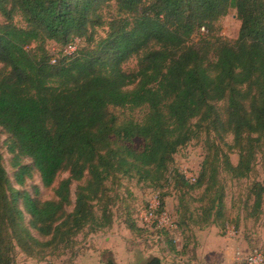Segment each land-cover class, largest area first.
I'll return each mask as SVG.
<instances>
[{
    "label": "trees",
    "instance_id": "16d2710c",
    "mask_svg": "<svg viewBox=\"0 0 264 264\" xmlns=\"http://www.w3.org/2000/svg\"><path fill=\"white\" fill-rule=\"evenodd\" d=\"M112 2L117 14L106 18L103 10ZM230 8L242 22L236 40L215 32ZM0 13V127L14 154L15 182L24 185L37 172L49 187L69 171L55 190L57 198L40 201L14 189L0 143V264H13L9 225L21 227L19 240L28 247L59 241L71 247L86 227L91 233L112 228L106 183L115 177L135 178L156 190L170 183L184 189L179 229L224 217L221 169L235 178L248 176L264 138V0H0ZM16 14L25 26L14 22ZM103 26L108 32L97 39L95 31ZM203 28L208 33L193 41ZM48 41L62 49L58 56ZM132 59L136 67L127 70ZM221 101L225 118L217 106ZM114 109L145 114L121 117ZM202 135L208 152L189 178L174 166L175 156ZM136 139L141 146L134 145ZM233 149L239 151L236 165L229 156ZM24 157L31 163L23 164ZM84 179L67 212L72 184ZM256 187L254 203L260 207L264 187ZM199 188L200 200L209 197L210 206L195 217L184 207V194ZM167 197L160 193V211ZM20 198L31 228L23 223ZM130 219L128 228L141 231ZM30 229L49 238L39 240ZM168 239L174 249L175 238ZM101 264L117 263L110 258ZM143 264L167 263L152 256Z\"/></svg>",
    "mask_w": 264,
    "mask_h": 264
},
{
    "label": "rangeland",
    "instance_id": "374dc122",
    "mask_svg": "<svg viewBox=\"0 0 264 264\" xmlns=\"http://www.w3.org/2000/svg\"><path fill=\"white\" fill-rule=\"evenodd\" d=\"M103 12L106 18H111V16L117 14V5L112 2L104 8ZM3 21L4 17L0 13V23ZM14 22L19 26L26 25L20 14L14 16ZM241 24L237 9L230 8L229 12L216 23L215 32L223 38L236 40ZM107 32L108 26L97 28V31H95L96 38L106 36ZM207 33L205 28L202 29L193 36V41L200 40ZM84 43L83 40L81 42L78 41L80 46L84 45ZM47 48L55 56H58L62 50L53 41L47 42ZM71 50L69 48V51ZM136 63V59H132L124 67L127 70H132L136 67ZM217 106L222 117L225 118L227 114L226 101L218 102ZM114 112L120 114L121 117L133 116L136 119H142L145 114V110L140 109L133 111L114 109ZM224 136L228 142L232 143L233 135L231 133H226ZM206 138V135H202L201 138L191 141L188 145L181 148L175 156L174 166L187 177H194L200 171L202 162L208 152ZM211 138L216 143L221 144L215 132L211 134ZM7 139L8 134L0 127V143L4 152L5 167L14 189L27 191L40 201L56 199L55 190L60 181L69 176V171H61L55 183L49 187L44 186L37 172H34L32 177L27 178L24 185H18L14 179V174L17 170L14 166V154L8 151ZM142 143V140L136 139L134 145L139 147ZM261 144V148L257 150L253 170L248 176L235 178L227 170L221 169L218 180L225 189V208L224 217L217 218L216 224H210L214 219V215H212L202 226H191L190 229L181 227L178 232H172L165 228L170 232V234H166V230L161 229L162 227L157 226L156 223L148 224L144 222L141 219L142 212L153 197L158 196L160 199V193H168L169 197L166 199V211L163 215V222L170 225L175 216L181 221L179 209L181 211L182 209L179 205V196L180 194L182 196L184 189L178 190L174 188L173 183H170L164 189L156 190L143 183H138L135 178L119 179L115 177L106 183L109 189V208H111L115 217L112 228L103 230V232L91 233L86 227L76 235V243L71 247H65L63 241L46 247L43 245L28 247L19 240L18 235L22 234L21 227L16 224L9 225L6 230V238L14 244L11 255L13 264H101L110 258H113L117 264H143L163 244L169 246L168 238H175V242H177L175 244L180 246L183 245V242L189 243V246H191L194 244V234L199 229H207L209 227H211L212 237L217 244H237V250H240L237 255L245 257L252 253L255 248L264 246V191L261 206L256 207L254 203L255 191L257 190L256 184L259 183L264 187V138ZM229 156L234 165L238 164L239 151L237 149L229 151ZM21 162L23 164L31 163V159L24 157ZM85 181L84 179L72 184V203L66 206L67 212H71L74 209L76 191L78 186L85 183ZM203 189L186 191V194H184V207L189 210V213L193 212L195 217L202 216V207L205 206L204 208L207 209L210 206L209 197L200 200ZM18 206L23 211V223L31 228V216L26 212L22 198L18 200ZM130 218L136 220L137 224L142 228L141 231L133 232L128 228L126 221ZM30 231L39 240L45 241L49 238L41 236L35 229H30ZM140 255L149 256L140 260Z\"/></svg>",
    "mask_w": 264,
    "mask_h": 264
},
{
    "label": "crops",
    "instance_id": "0c3cea01",
    "mask_svg": "<svg viewBox=\"0 0 264 264\" xmlns=\"http://www.w3.org/2000/svg\"><path fill=\"white\" fill-rule=\"evenodd\" d=\"M194 235L195 239L193 238V245L189 246V243L183 242V245L181 244L182 246L176 244L175 248L172 249L170 245L167 246L163 244V246L150 257L159 256L163 258L167 264H228L232 262L235 257L238 256L237 253L240 252V250H237V244H217L216 240L212 237L211 227L199 229ZM148 256L140 255V260Z\"/></svg>",
    "mask_w": 264,
    "mask_h": 264
},
{
    "label": "built area",
    "instance_id": "2783aa9c",
    "mask_svg": "<svg viewBox=\"0 0 264 264\" xmlns=\"http://www.w3.org/2000/svg\"><path fill=\"white\" fill-rule=\"evenodd\" d=\"M204 29V28H203ZM72 50L75 49L74 47H71ZM71 50V51H72ZM193 178V177H189ZM161 201L158 196L153 197L149 205L145 208V210L142 212L141 219L144 222H147L148 224H157V226L162 227L161 229H168L172 232H178L179 226L177 223V217L175 216V219L170 223H164V212L165 209L160 211ZM160 216V218H158ZM211 264H217V263H211ZM228 264H264V250L263 249H255L252 253L249 255H246L245 257H239L237 256L232 262H229Z\"/></svg>",
    "mask_w": 264,
    "mask_h": 264
}]
</instances>
